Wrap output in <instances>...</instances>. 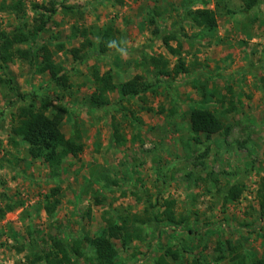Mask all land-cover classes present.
<instances>
[{
    "label": "rangeland",
    "instance_id": "1",
    "mask_svg": "<svg viewBox=\"0 0 264 264\" xmlns=\"http://www.w3.org/2000/svg\"><path fill=\"white\" fill-rule=\"evenodd\" d=\"M17 1L0 0V31L20 25L36 35L20 45L32 58L15 56L0 70V78L11 79L0 83V264H45L33 260L53 237H95L107 220L124 216L141 233L124 248L115 240V264H160L162 256L169 264L264 257V0L252 10L241 0H21L25 9L18 12ZM34 3L54 4L57 11L35 10ZM198 6L216 10L215 30L186 17ZM108 26L115 31L113 44L100 51ZM156 26L160 35L152 33ZM170 31L183 44L189 71L157 77L149 56L165 55L171 68L178 61L162 39ZM74 48L85 58H75ZM44 50L69 76V87H58L51 71L36 70ZM95 69H111L116 82L140 74L153 86L135 97L113 92L109 106L90 108ZM46 99L50 115L66 106V136L82 133L83 150L68 156L57 174L12 135L21 106H41ZM196 106L213 110L230 133L200 134L195 141L189 113ZM233 184L244 191L225 202ZM54 188L60 190L52 196ZM55 198L60 203L49 215L45 204ZM171 200L185 220L153 221ZM168 248L180 252L177 259L166 254ZM83 249L93 254L88 245ZM79 264L92 263L83 256Z\"/></svg>",
    "mask_w": 264,
    "mask_h": 264
},
{
    "label": "trees",
    "instance_id": "2",
    "mask_svg": "<svg viewBox=\"0 0 264 264\" xmlns=\"http://www.w3.org/2000/svg\"><path fill=\"white\" fill-rule=\"evenodd\" d=\"M243 6L247 10H252L261 3V0H241ZM51 8L45 7L43 4L34 3L33 9L39 10L45 8L53 13L57 11L54 4H51ZM4 8V6L2 7ZM13 8L16 11H24L25 4L23 1L18 0L14 3ZM19 9V10H18ZM66 11L70 9L65 6ZM186 17L191 19V22L197 27H201L208 30H215L218 26V18L215 9L198 6L195 9H188L186 11ZM42 14L41 18L43 23L40 28L44 27L46 23L45 16ZM45 19V20H44ZM151 22L155 23V18L151 19ZM112 26H108L102 32V42L100 44V51L110 49L113 42L110 40L114 35ZM154 35H160L162 30L160 27H155L152 31ZM36 34L32 31H27L20 25L15 26L11 31H0V70L7 68L8 64L13 62L15 56L28 60L32 58V51L26 48H21V44H27L32 39V36ZM163 42L168 51L177 56V63L171 68V60L163 54L151 55L147 58L146 62L154 68L157 77H171L177 76L182 72H188L189 69L182 56L183 44L178 39V36L174 32H167L163 37ZM176 40L177 46H173L171 41ZM81 50L78 48L73 49L75 58L83 59L84 55L80 54ZM41 60L36 66V70L39 73H45L47 71L52 72L53 80L58 87H69V76L63 72L61 74L62 67L57 65L52 55L43 51L39 54ZM35 57V55H33ZM33 64L35 60H31ZM93 85L95 89L91 92L87 98L86 103L90 108H105L112 103L111 93L116 92L121 97H135L140 96L143 93L150 90L153 86L143 75H135L131 79L123 82H116L114 73L111 69L101 72L97 69L93 71ZM11 83L10 78H0V83ZM215 94L211 93L210 97H214ZM50 100L46 99L42 102L41 106H36L33 103H27L22 105L16 115H13L14 123L12 124V135L20 137L24 142L29 145L28 153L30 157L35 159H42L48 164L52 174H57L64 164L65 159L68 156H77L83 150L82 133L80 130H76L74 135L68 137L62 130V122L64 119V112L67 111L66 106L56 111L53 115L46 112L47 106ZM152 111V108H149ZM189 122L192 132L194 133L193 139L200 142L199 135L205 134L208 137L216 133L223 132L228 135L231 131V126L225 125L215 112L204 106L193 107L189 113ZM115 135L117 133V127L115 126ZM13 140V139H12ZM17 145L18 142L13 140ZM59 188L53 189V194L57 195ZM244 187L240 184H233L227 190L225 195V202L237 201ZM47 195V199L52 197ZM45 209L49 215H53L56 207L60 203L59 198H55L53 201L47 200ZM261 205L264 208V199L261 201ZM174 200L168 201L165 209L151 216V219L157 223L167 221L172 224H181L185 217L178 218L175 212ZM12 208H9L11 210ZM146 211V209H145ZM4 213V212H3ZM264 213V212H263ZM135 221H141L144 223V219L140 216H134ZM130 216L121 217L120 221L107 220L106 226L103 231L95 237H74L70 236L56 238L53 237V244L46 249H42V252L35 255L33 263L44 261L45 264H79L80 257L85 256L92 264H115L116 258L119 254V248L115 240L121 242V246L124 248L129 246L134 239L141 233L139 225L134 224L130 220ZM92 248V255L87 256L84 246ZM166 254L171 255L174 259H177L180 252L172 248L166 250ZM238 264H264V257L253 258L251 261L246 260L244 255L238 254ZM160 264H169L165 259V256L161 257ZM193 264H203L197 258L193 261Z\"/></svg>",
    "mask_w": 264,
    "mask_h": 264
},
{
    "label": "crops",
    "instance_id": "3",
    "mask_svg": "<svg viewBox=\"0 0 264 264\" xmlns=\"http://www.w3.org/2000/svg\"><path fill=\"white\" fill-rule=\"evenodd\" d=\"M255 39V38H254ZM251 41H252V39H251ZM249 70V69H248Z\"/></svg>",
    "mask_w": 264,
    "mask_h": 264
}]
</instances>
